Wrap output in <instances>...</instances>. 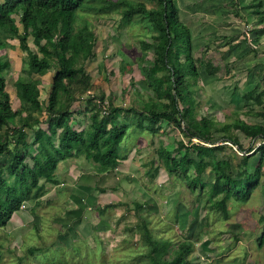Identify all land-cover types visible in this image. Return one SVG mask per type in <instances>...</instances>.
Masks as SVG:
<instances>
[{
    "label": "trees",
    "instance_id": "16d2710c",
    "mask_svg": "<svg viewBox=\"0 0 264 264\" xmlns=\"http://www.w3.org/2000/svg\"><path fill=\"white\" fill-rule=\"evenodd\" d=\"M106 14H118L120 25L124 28L143 25L153 40L152 43L139 42L143 53L141 60L147 52L154 51L151 66H140L139 69L147 87L154 93V98L143 103L140 113L133 108L125 110L107 103V114L101 115L103 96L99 99L93 96L88 98L85 108L82 106L84 98L76 102L75 92L82 95L91 91V78L86 73L84 63L94 56L95 38L87 16ZM13 16L18 17L22 34L11 22ZM28 37L36 42L37 52H33L27 45ZM10 40L18 41L19 49L25 53L26 58L14 82L15 97L19 101V109L14 111L5 90L6 80L2 77V72L10 67V63L0 56V158L5 157L7 160L5 163L0 161V231L7 226L12 215L21 210L24 203L31 206L32 215L48 222L53 217L63 218L67 202L42 199L53 186L60 184L55 177L58 165L83 156L89 167L88 172L92 171L95 175L113 172L119 162L126 158L119 153V146L127 132L132 128L133 131L154 135L159 121L175 125L189 138L190 143L189 149H185L182 144L177 147L178 151L185 149L178 159L163 146L158 147L157 156L164 171L168 176L185 181L191 192L198 190L199 200L205 192V207L210 206L227 219V203L245 202L257 188L264 165V127L249 125L240 120L222 126L207 118L197 120L190 100L201 78L200 69L208 77L214 76L218 70L208 62L196 66V60L191 54V34L179 21L174 0H3L0 6V49L11 47L8 43ZM121 69L125 71L124 67ZM51 70H54V76L43 106L33 96V92L41 85L38 78ZM76 84L81 87L75 88ZM61 91L64 98L60 96ZM75 102L78 109L83 107L81 112L79 110L76 113L88 115L89 120V124L80 131L71 122ZM42 113L46 114L44 122L37 116ZM125 114L131 115L130 121L118 123L119 117ZM29 131L32 133L30 143ZM233 131H240L261 143L244 151L238 139L232 136ZM217 133L223 134L218 143L214 142ZM191 139L200 143L192 144ZM226 143L239 151L243 150V155L247 157L259 153L252 173L245 170L246 159L240 162L234 176L230 162L217 158L216 153L222 151ZM33 147L36 152L31 153L29 150ZM189 152L197 158L196 163L189 159ZM145 166L151 167L146 174L154 180L158 168L153 161ZM207 167L213 173L214 181L211 183L201 181L202 171ZM190 168L196 172L193 178L188 175ZM4 172L12 179L11 182L3 178ZM236 178L240 184L235 182ZM119 205L127 207L126 204L117 203L95 210L102 219L108 210ZM133 205L137 218L135 229L140 232L146 249L144 254L138 255H142L145 264H192L189 257L193 252V243L183 240L173 244L168 239L155 238L149 229L150 220L139 214L141 205ZM55 208L56 213L52 215L50 212ZM78 239L86 242L85 239ZM92 239L95 256L96 247L101 248V242L99 238H93V235ZM258 241L260 246L264 244V232ZM39 251L42 250L38 245L27 249L31 256ZM88 256L89 253L82 251L79 261L84 258L89 261ZM105 263L108 264L106 260Z\"/></svg>",
    "mask_w": 264,
    "mask_h": 264
},
{
    "label": "rangeland",
    "instance_id": "374dc122",
    "mask_svg": "<svg viewBox=\"0 0 264 264\" xmlns=\"http://www.w3.org/2000/svg\"><path fill=\"white\" fill-rule=\"evenodd\" d=\"M175 1L179 8V20H194L199 23L200 19H194L195 16L200 13L204 14L205 7L209 8L211 5L210 0ZM2 3L3 0H0V6ZM185 4L190 5L189 9L183 7ZM147 6L151 7L149 4ZM188 15L194 16V18H189ZM87 19L91 22V31L95 38L94 56L84 63L86 73L91 78V91L82 95L75 92L76 102L81 100V97L84 98L82 106L85 108L88 98L93 96L99 99L103 96L104 103H108L112 107H120L125 110L133 108L140 113L143 103L147 102L149 98H154V93L147 87L139 70L140 66H151L153 61L154 51L147 52L146 57L141 60L143 53L139 42L152 43L149 31H146L141 24L122 27L118 14L91 15L87 16ZM11 22H14L19 33L22 34L23 29L18 17L13 16ZM8 43L11 47L6 46V48L0 49V56L5 57L10 63V67L2 72V77L6 80L5 90L9 94L11 107L17 111L19 101L15 97L14 82L24 67L23 62L26 56L19 49L17 40H10ZM27 45L33 52H37V45L32 37L27 38ZM209 46H211V54H207ZM221 46L223 45L219 40L209 41L204 45V50L201 47L197 48L196 45L194 55L192 53L195 56L197 67L199 63L206 64L208 62L218 70L209 79L208 76L202 74L200 69L201 78L197 86L194 87V93L190 100L193 114L197 120L207 118L218 126L230 124L235 120L243 121L249 125L260 124V121L250 118L246 107L239 111L234 108V102L230 103L232 96L241 95V91L237 90L239 88L235 87V84H238L243 74L239 75L238 79H234L235 75L232 71L234 63H228L226 68L219 66L222 56H219L218 49ZM122 67H124V72H122ZM53 76L54 70H51L42 77L41 85L33 92V96L38 98L43 106L47 101ZM74 87L80 88L81 86L76 84ZM233 88L236 91H233ZM60 96L61 98L65 96L62 91ZM76 102L72 107L71 120L75 121L74 114L78 118L80 117L79 121L72 123L76 129H80L87 126L89 120L86 115L76 113L79 110L81 112L83 108L78 109ZM39 118L44 122L46 114H42L41 117L39 115ZM130 118V114L120 116L118 123L128 122ZM156 126L157 131L154 135L145 131H133L131 128L119 146V153L126 152L133 160L127 169L128 176L120 177L116 181V176L110 175L107 179H101V182L94 188L96 202L93 206V224L98 221L94 215L96 204L104 207L108 204L122 203L127 206L119 205L108 210L102 217V224L105 225L99 232L98 230L93 231V238H99L101 242V248L96 247L95 256H93L95 244L92 236L85 243L76 239L77 235L66 228V222L63 229L64 234L58 237L57 230L51 226L59 228L57 224L61 225L59 219L63 218L53 217L48 222L49 220L39 219L37 216V218H33L34 224H27L22 232H17V230L12 233H7V230L0 231V264H76L80 260L82 251L90 254L89 261L84 258L79 261V264H93V262L106 264L105 260L108 264L110 262L111 264H145L142 255L141 257L138 255L144 254L146 249L144 248L145 244L141 241L140 232L135 229L137 223L133 205L135 202L141 205L139 214L150 220L149 229L155 238L168 239L173 244L183 240L193 243V252L189 257L192 264H264V244L260 246L258 241L264 232V165L257 188L245 202L229 201L227 203L228 217L224 219L220 212L211 209L208 205L204 206L207 204L205 192L200 195L199 200L198 190L191 192L185 181L166 174L157 156L158 147L163 146L173 153V157L178 159L184 154L186 148H190L189 138L184 136L175 125L166 121H159ZM222 135V133L215 134L214 142H220ZM31 136L32 133L29 131L28 143L32 141ZM232 136L238 139L244 151L251 146L257 147L256 141L240 131H233ZM191 143L196 144L195 139H191ZM180 144L185 149L182 148L178 151L177 147ZM206 146L210 147V145ZM29 151L34 153L36 149L33 147ZM242 151L226 143L224 149L217 152L216 155L218 159L230 162L231 172L234 176L239 170L240 162L244 159H246L244 161L245 170L252 173L257 165L259 154L255 158H251V156L243 155ZM189 159L194 163L198 161L192 152H189ZM0 161L7 162L5 157L0 158ZM150 161L154 162L156 169L158 168L157 179L155 177L154 180L145 174L149 168L151 170L150 166H145ZM188 175L190 178L196 175L193 168H190ZM2 176L8 182L12 181L7 173L4 172ZM201 181L203 183L214 181L213 173L209 167L203 169ZM235 182L240 184L237 178ZM206 190L207 188H205ZM49 194L44 199L45 201L57 197L53 190ZM59 198L66 197L62 195ZM26 205V209H28L30 205L28 206L27 203ZM65 211L66 208H64ZM50 213L54 215L56 208ZM50 227L53 231L49 229ZM94 233L99 236H95ZM37 245L42 251L33 256L28 254V247H37ZM19 259L21 260L19 261Z\"/></svg>",
    "mask_w": 264,
    "mask_h": 264
},
{
    "label": "crops",
    "instance_id": "0c3cea01",
    "mask_svg": "<svg viewBox=\"0 0 264 264\" xmlns=\"http://www.w3.org/2000/svg\"><path fill=\"white\" fill-rule=\"evenodd\" d=\"M209 2H211V5L209 8L208 6L205 7L204 14L200 13L195 18L188 15L189 18L200 19V23L194 20H179L190 31L191 54L194 55L196 45L197 48L201 47L204 50V45L207 42L221 41L223 46L218 49V54L222 56V61L219 66L226 68L228 63H234L232 65L234 66L232 70L235 75L234 79H238L239 75L243 74L238 84H235V87L239 88L237 90L241 91V95L232 96L231 98L235 101L230 99V103L233 104L234 102V108L239 109V111L246 107L250 118L260 121V124L253 123L252 125L264 127V0H210ZM174 3L178 9L180 19L179 8L175 0ZM187 5L185 4L183 7L189 9L190 5ZM195 23H197V26H195ZM210 48L211 46L207 49V54H211ZM212 53L215 54V52ZM38 79L42 80V77ZM233 91H236V89L233 88ZM42 114H37V116L40 115L41 117ZM73 116L75 121L71 120L72 123L80 120L77 115L74 114ZM84 128L85 126L76 130L80 131ZM258 154L255 153L251 158H255ZM123 155L126 158L119 162V166L115 171L101 175H95L92 171H87L89 167L83 156H77L58 165L55 177L60 184L51 188L57 197L50 200L67 202L65 204L66 211L63 213L64 217L59 219L61 225L57 224L59 228L51 226L57 230L58 237L64 234L63 229L66 222V228L77 235L76 239L82 238L85 240L91 239L93 231L98 230L99 232L101 227L105 225L102 224L103 219L100 218L97 211L94 215H96L98 221L93 224V206L96 202L94 188L101 182V179H107L110 175L116 176V181L120 177L128 176L129 171L127 169H129L128 166L133 160L129 158L126 152H123ZM49 193L42 199L44 200L50 195ZM62 195L66 198L60 199L59 197H62ZM97 207L103 208V205L96 204L95 208ZM30 210L31 206L26 210L15 212L7 226L1 231L5 232L7 230V233H12L17 230V232H22L27 224H34L33 218H37V216L32 215ZM39 219L41 218L39 217ZM51 227L49 229L53 231ZM31 229H34V227H31Z\"/></svg>",
    "mask_w": 264,
    "mask_h": 264
},
{
    "label": "built area",
    "instance_id": "2783aa9c",
    "mask_svg": "<svg viewBox=\"0 0 264 264\" xmlns=\"http://www.w3.org/2000/svg\"><path fill=\"white\" fill-rule=\"evenodd\" d=\"M107 109H108V104L103 103L102 108H101V115H102V114H103V115L107 114ZM195 143H200V142H199L198 140L195 139ZM260 143H261V142H257V145H256V146H259ZM227 144H228V143H227ZM229 144H230V143H229ZM26 207H27V205H26L25 203L22 204V206H21V210L26 209Z\"/></svg>",
    "mask_w": 264,
    "mask_h": 264
}]
</instances>
